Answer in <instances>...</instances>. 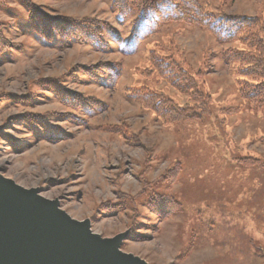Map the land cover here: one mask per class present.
I'll list each match as a JSON object with an SVG mask.
<instances>
[{"label":"rangeland","instance_id":"rangeland-1","mask_svg":"<svg viewBox=\"0 0 264 264\" xmlns=\"http://www.w3.org/2000/svg\"><path fill=\"white\" fill-rule=\"evenodd\" d=\"M31 1L51 16L107 21L121 43H111L110 53L80 45L45 46L28 29L23 1L0 0L1 33L21 47L0 53V173L58 199L70 217L88 219L103 238L128 231L121 250L147 264H264V106L240 98L235 63L225 55L228 49L245 50V44L224 43L206 29L170 23L140 42L136 53L125 55L130 21L117 20L111 0ZM200 2L211 14L264 23V0ZM98 63L121 65L113 88L67 76L79 65ZM174 65L211 97L210 114L200 121L163 124L141 102L128 99L151 93L185 103V96L159 75L158 68L177 73ZM63 76L69 89L100 100L104 111L82 125L55 123L68 134L55 143L26 140V130L10 121L13 116L75 113L53 99L27 107L4 103V96H27L36 92L33 82ZM16 140L29 147L13 152ZM247 159L260 163L247 165ZM175 164L181 166L178 181L166 185L162 174ZM153 194L171 195L182 212L159 220L145 205ZM106 203L117 206V212L106 213Z\"/></svg>","mask_w":264,"mask_h":264},{"label":"trees","instance_id":"trees-1","mask_svg":"<svg viewBox=\"0 0 264 264\" xmlns=\"http://www.w3.org/2000/svg\"><path fill=\"white\" fill-rule=\"evenodd\" d=\"M22 1L28 13V29L45 46L65 48L80 45L94 52L110 53L111 43H121L117 30L107 21L91 17L77 19L65 15L51 16L31 0ZM111 8L119 22L130 21V35L122 47L125 55L136 53L140 42L156 33L162 25L170 23H183L206 29L224 43L240 40L245 44V50L228 49L225 53L228 61L235 63L233 72L237 78L238 94L242 100L254 106H264V23L261 19L225 12L211 14L200 0H111ZM20 50V46L6 41L0 30V53ZM121 71L122 67L118 63H98L90 66L79 65L73 70L70 69L67 76L78 82L83 78L90 83L113 88ZM158 71L168 84L185 96V103L179 105L163 94L151 93L128 95V99L141 102L163 124L196 122L210 114L211 97L198 89L190 75L180 72L178 67H175L177 73L159 68ZM64 79V76L40 79L32 84L36 92L32 91L23 97L10 94L4 96V103L11 102L27 107H34L43 99H53L67 110L74 111L75 114L52 112L13 116L10 121L26 130V140L45 139L55 143L68 137L63 128L55 123L75 122L82 125L85 124L83 119L97 116L104 111L105 105L100 100L84 97L69 89ZM225 111L230 112L232 109ZM11 146L15 153L29 147L25 140H16ZM244 163L255 165L260 162L247 159ZM260 166L264 169V163ZM180 172V164H175L162 174L161 179L166 185H174ZM145 205L159 220L182 212V205L171 195L153 194ZM102 208L109 214H115L118 210L117 206L108 203L102 205ZM134 237L138 240L146 238L137 234Z\"/></svg>","mask_w":264,"mask_h":264},{"label":"water","instance_id":"water-1","mask_svg":"<svg viewBox=\"0 0 264 264\" xmlns=\"http://www.w3.org/2000/svg\"><path fill=\"white\" fill-rule=\"evenodd\" d=\"M128 231L103 238L88 219L70 217L0 173V264H147L121 250Z\"/></svg>","mask_w":264,"mask_h":264}]
</instances>
